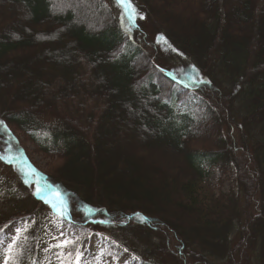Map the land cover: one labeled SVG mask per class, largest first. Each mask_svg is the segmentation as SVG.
Instances as JSON below:
<instances>
[{"label": "trees", "instance_id": "1", "mask_svg": "<svg viewBox=\"0 0 264 264\" xmlns=\"http://www.w3.org/2000/svg\"><path fill=\"white\" fill-rule=\"evenodd\" d=\"M41 2L49 11L64 10L63 6L73 9L74 5L61 0ZM131 2L148 23L164 17L168 27L184 22L180 33H186L187 24L203 27L200 8L190 10L191 17L182 21L175 11L165 9L167 0ZM235 9L242 16L236 17ZM209 11L215 14L213 43L226 28L241 26L251 65L259 45L257 31L264 18V0H213ZM137 25H130L127 40L120 37L112 44H125L148 57L155 52L154 46ZM253 74L249 68L245 79ZM200 77L203 83L184 88L200 94L205 106L214 110L222 101V89L207 81L204 73ZM160 79L172 83L165 75ZM98 86L94 65L84 53L69 46L55 47L22 3L0 0V128H7L17 139L20 133L40 153L59 161L38 176L66 202L67 215L60 219L75 231L74 244L67 248L74 253L85 235H97L94 232L101 230L110 236L111 246L105 249L112 251L116 244L127 249L135 257L131 264H245L264 220V167L259 166L242 126L227 123L222 131L224 140L207 143L210 155L203 158L215 161L212 156H220L224 164L221 172L232 167L237 190L221 191L223 180H219L213 192L199 182L197 156L179 157L174 162L153 157L137 145L139 132L127 120L121 124L112 121L125 130L116 140L106 141L99 135L108 100L97 96ZM235 90L236 86L232 92ZM176 120L171 127L177 125L181 133L184 121ZM195 126L192 121L187 134H192ZM0 157L1 168L10 171L12 163L8 165L2 152ZM18 178L7 180L9 187L0 200V258H5L16 230L26 229L17 242V261L37 264L40 239L36 228L49 209L27 192L24 180ZM9 226L13 233L3 247L2 236ZM261 259L264 264V256Z\"/></svg>", "mask_w": 264, "mask_h": 264}, {"label": "rangeland", "instance_id": "2", "mask_svg": "<svg viewBox=\"0 0 264 264\" xmlns=\"http://www.w3.org/2000/svg\"><path fill=\"white\" fill-rule=\"evenodd\" d=\"M16 1L28 9L32 21L45 32L55 47L62 49L69 46L84 53L93 63L99 81L97 96L108 100V109L102 114L104 118L101 123L111 127H100V123L98 129L99 135L106 141L116 140L118 134L124 133L120 124L127 120L139 132L141 139L133 128L140 140L137 145L152 152L153 157L174 162L179 157L191 158L195 155L198 157L196 169L201 185L205 183L215 192L219 180H223L221 191L232 189L237 193L233 168L228 166L225 172H221L224 164L220 156H212L215 161L203 158V155H210L206 152L210 149L207 143L224 140L222 131L225 125L234 123L242 126L259 166L264 167V18L258 23L259 45L249 65L247 43L241 26L226 28L213 43L215 14L209 11L213 0H167L165 9L175 11L182 21L191 17L190 10L196 12L200 8L204 13V17H200L205 19L203 27L196 29L187 24L186 33L178 32L186 26L184 22L168 27L165 17L150 23L144 18H137L134 25L138 24L144 29V34L155 49L148 57L125 44H112L120 37L127 40L130 25H133L115 0H88L86 3H83L85 0H61L67 5L74 3L73 9L63 6L64 10L51 11L41 0ZM238 15L241 14L235 9V16ZM249 68L254 74L245 79ZM201 72L207 81L222 89V101L218 107L214 106V110L205 106L200 94L184 88V85L198 84ZM162 75L172 83L161 80ZM234 86L237 92H232ZM179 117L184 121L183 124L180 122L184 126L181 133L177 125L171 127V122L176 119L177 122ZM115 120L120 124L115 125L112 122ZM192 121L196 126L192 134H187ZM0 134L3 142L0 152L6 155L8 165L12 163L10 171L15 173L5 171L0 165V200L5 197L9 187L7 180L18 181V177L24 180L27 192L49 209V212L42 214L36 228L40 239L37 264H60L58 254L72 251L67 247L57 248L56 245L64 240H72L75 231L60 219L50 203L45 202L47 198L55 202L56 192L38 176L42 171L51 170L59 161L40 153L20 133H17V139L7 128L1 127ZM37 188L44 190L43 197L35 194ZM12 233V226H9L2 236L3 247L10 242ZM94 233L97 235H85L77 246L83 253L81 264H131L135 261L118 244L113 245L112 251L105 249L111 246L106 231L97 230ZM263 246L264 220L259 223L250 246L251 257L245 264H262ZM171 248L176 253L173 244ZM0 264H4L3 258H0Z\"/></svg>", "mask_w": 264, "mask_h": 264}, {"label": "snow or ice", "instance_id": "3", "mask_svg": "<svg viewBox=\"0 0 264 264\" xmlns=\"http://www.w3.org/2000/svg\"><path fill=\"white\" fill-rule=\"evenodd\" d=\"M116 4L121 6L124 9L123 15L127 16L128 20L134 25L137 18L143 19V14L140 13L136 7L133 6L131 0H115ZM164 43H167L166 40H164ZM170 47V46H169ZM197 81H194L196 83ZM204 81H199V83H203ZM3 121H0V124H2ZM3 157H0L2 159ZM36 195L43 197L44 196V190L37 188ZM46 203H50L51 206L56 210L57 214L60 216H66L67 215V206L66 202L59 196L55 197V202H53L52 198L45 199ZM139 216V214H136ZM101 223H106V221H101ZM22 231H26V229H17V235L13 237L12 243H10L7 247L5 258H4V264H18L17 257L20 255L19 250L17 249V242L20 237V233ZM74 242L72 240H64L61 243H58L56 245L57 248L64 249L68 247L69 245H73ZM127 251V249H125ZM83 253L79 250V248L75 249V252H68V253H59L58 259L60 260V264H81ZM67 257V260L65 259ZM135 259V257H134ZM33 264L35 262L33 261Z\"/></svg>", "mask_w": 264, "mask_h": 264}]
</instances>
